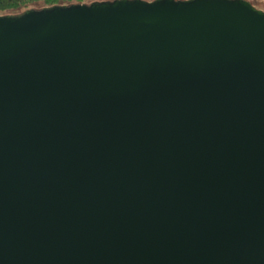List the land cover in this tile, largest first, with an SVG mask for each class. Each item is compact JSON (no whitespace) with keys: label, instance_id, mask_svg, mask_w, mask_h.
Masks as SVG:
<instances>
[{"label":"water","instance_id":"95a60500","mask_svg":"<svg viewBox=\"0 0 264 264\" xmlns=\"http://www.w3.org/2000/svg\"><path fill=\"white\" fill-rule=\"evenodd\" d=\"M25 10L0 12V264H264V12Z\"/></svg>","mask_w":264,"mask_h":264},{"label":"trees","instance_id":"16d2710c","mask_svg":"<svg viewBox=\"0 0 264 264\" xmlns=\"http://www.w3.org/2000/svg\"><path fill=\"white\" fill-rule=\"evenodd\" d=\"M35 1H43L45 4H47L41 10H44L46 8H53V7L61 6V5L62 6H67V5L69 6V5L75 4V2H77V4L78 3L80 4V3H91V2H93V1H88V0H0V10L6 11V10H11V9H19V8L25 7L29 3H32ZM110 1H114V0H110ZM177 1H179V0H177ZM63 3H65V4H63ZM26 11L27 10H25L23 12H19L18 14H12V15L17 17V16L22 15Z\"/></svg>","mask_w":264,"mask_h":264},{"label":"rangeland","instance_id":"374dc122","mask_svg":"<svg viewBox=\"0 0 264 264\" xmlns=\"http://www.w3.org/2000/svg\"><path fill=\"white\" fill-rule=\"evenodd\" d=\"M88 1H96V0H88ZM147 1L148 2H152V1H155V0H147ZM248 1H250L254 6H256L257 9H261L264 12V0H248ZM65 3H63V4H65ZM75 3H77V2H75ZM46 5L47 4H45L43 1H35V2H32V3H29L25 7L19 8V9H11V10H6V11L0 10V12H20V11H23V10L29 8V7L41 10Z\"/></svg>","mask_w":264,"mask_h":264},{"label":"crops","instance_id":"0c3cea01","mask_svg":"<svg viewBox=\"0 0 264 264\" xmlns=\"http://www.w3.org/2000/svg\"><path fill=\"white\" fill-rule=\"evenodd\" d=\"M97 1V0H96ZM99 1H107V0H99ZM108 1H110V0H108Z\"/></svg>","mask_w":264,"mask_h":264}]
</instances>
